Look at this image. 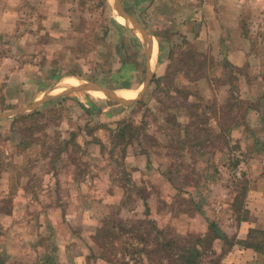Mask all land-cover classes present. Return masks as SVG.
Masks as SVG:
<instances>
[{
	"label": "rangeland",
	"instance_id": "obj_1",
	"mask_svg": "<svg viewBox=\"0 0 264 264\" xmlns=\"http://www.w3.org/2000/svg\"><path fill=\"white\" fill-rule=\"evenodd\" d=\"M38 2L0 0V114L69 75L132 100L152 79L130 106L79 91L0 119V263L106 264L94 236L107 220L139 250L159 231L176 240L164 264H184L195 245L217 264L212 252L236 242L253 192L264 194V0H231L237 22L215 53L162 20L161 3L121 0L156 41L152 73L142 38L113 21L114 0ZM24 63L39 69L11 79ZM251 237L264 252V236ZM139 250L129 263L152 264Z\"/></svg>",
	"mask_w": 264,
	"mask_h": 264
},
{
	"label": "crops",
	"instance_id": "obj_2",
	"mask_svg": "<svg viewBox=\"0 0 264 264\" xmlns=\"http://www.w3.org/2000/svg\"><path fill=\"white\" fill-rule=\"evenodd\" d=\"M157 2L161 3L162 6H164L163 8H161V12H159L161 19L169 22L174 21L176 19V25L185 29L183 33H185V35H191L185 38V40H187L188 42L191 41L193 43H211L214 49L213 53H215V50L218 51L219 48L224 45V41L227 42V34L225 28L230 26L231 21L233 22L234 18H232L231 14L232 12L236 11L232 7L233 4H231V0H151L152 4L156 5ZM41 3L42 4L38 2L36 7L39 9H45L49 6V0H41ZM4 5H7V3H5ZM123 8L125 10L124 6ZM224 9L229 11L228 14L231 17V20L229 18L226 21L223 19V16H226L223 12ZM128 14L133 17L129 12ZM166 14H168L167 17ZM116 15L118 18L116 17L113 21L117 23L118 28L126 29V26L128 25L126 20L123 17L119 16L117 12ZM135 20L150 36L151 33L146 29V27L142 25L137 19ZM235 22H237L236 19H234V24ZM124 23L126 26L124 25ZM194 30H196V33H194ZM140 38L142 37L140 36ZM141 40L143 41L144 46L146 47L145 58L148 59V46L143 39ZM149 40V49H151V52H149L151 56L150 59L152 62L156 54V41L154 40V37L151 36ZM160 42L162 43V40ZM38 69L39 67L25 65L24 63L21 68L13 70L10 76L11 79H13L21 75H25V73H28L27 71H36ZM68 78H74V81H76L74 83L75 85H77V83L79 82L78 78L73 75L66 76L62 78L61 81H58V83H56V85L50 90V93H59V91H57V87H60L62 81ZM20 81L23 80L21 79ZM74 84L66 88L69 89L72 86H75ZM113 91L120 92L123 90L121 89ZM40 92L42 93L40 94ZM40 92L36 97L33 98V102L39 100V98L41 97V95L44 94L45 91L42 90ZM86 92L90 93L95 91ZM97 93L103 95L101 92ZM253 194V199L255 202L257 201V204H255L256 208L254 210H250L251 214L253 215L252 218L240 220L237 229H235L232 234L235 236L236 242L231 248L225 251L220 247L216 248L212 252V258L214 257V259H218L217 264H264V252H260L256 248L245 244V242L247 243L250 240L249 235L251 230L264 232V194L260 191H255L253 192ZM248 205V207H250L251 204L248 203Z\"/></svg>",
	"mask_w": 264,
	"mask_h": 264
},
{
	"label": "trees",
	"instance_id": "obj_3",
	"mask_svg": "<svg viewBox=\"0 0 264 264\" xmlns=\"http://www.w3.org/2000/svg\"><path fill=\"white\" fill-rule=\"evenodd\" d=\"M162 80H160L161 82ZM264 97V96H263ZM239 107V104H238ZM37 112H35L32 115H35ZM27 117H31V116H27ZM235 125H239L238 123H235ZM125 131V128L123 127L122 130H120V134H123ZM225 130H223V128H219V130H212V138H218L219 136H222V134H225ZM238 163H236L237 165ZM245 196L244 192L242 194L237 195L235 197L234 200V207L235 204H239L242 203L243 199H240V197ZM240 208V207H238ZM149 225L152 226L153 229H156L155 225H152L149 223ZM120 229H122V226H118ZM151 228V232H153ZM217 226L215 224H210V230L212 229H216ZM116 225L115 222H113V225L109 224L106 221H104V223L102 224V226L97 229L94 239L96 241V244L99 245V248L102 250L100 256L96 259V260H102L104 261L106 264H130L129 263V258L131 259V254L134 251L139 250L138 247H136L135 245L131 243H125L122 242L120 240L119 237V233L116 231ZM219 232V230H218ZM257 234L259 233L260 235L264 236V232H260L257 230H251L250 231V235H249V241L245 244L246 245H250L254 248H256L258 251L261 252V249L259 246L255 245V243L251 242V234ZM159 236H163L162 232L159 231L156 235L153 236L154 238V242H152L151 244V235L150 237L148 236L142 240H140V242L142 243V245L144 246V248L142 250H139L140 253H144L145 255H147V259L150 263L152 264H164V256H162L163 253L167 254L168 259L174 257V255L177 252V248L176 245L178 244V242L176 240H161L159 239ZM226 237V236H224ZM227 238V237H226ZM228 240V239H227ZM228 243V241H227ZM234 244V243H233ZM233 244H231V246L229 248H231L233 246ZM153 245V246H150ZM120 247V248H119ZM168 252H171V254L169 255ZM190 252V253H188ZM187 254L183 257V261L185 260L184 264H202V256H200L198 253L199 251L196 249V245L193 246L192 248H189ZM158 257V258H157ZM182 261V262H183ZM2 264V263H0Z\"/></svg>",
	"mask_w": 264,
	"mask_h": 264
},
{
	"label": "water",
	"instance_id": "obj_4",
	"mask_svg": "<svg viewBox=\"0 0 264 264\" xmlns=\"http://www.w3.org/2000/svg\"><path fill=\"white\" fill-rule=\"evenodd\" d=\"M114 9L117 12V14L121 17H123L126 22L128 23L129 26L132 27V29L135 32H138L140 34V36L142 37V39L144 40V42L147 44L148 46V73H152V62H151V56H150V50L149 49V43H150V36L149 34L142 28V26L133 18L131 17L123 8L120 0H114ZM150 51V52H149ZM151 74H148V77L144 83V86L140 92V94L134 99H125L123 97H121L118 94V91H113V90H109L107 88H104L102 86H100L97 83H86V82H82L79 81V84L76 86H72L71 88L63 91V92H59V93H48L45 96H43L41 99L35 101L28 109L27 108H20L8 113H3L0 114V119L2 118H9V117H14L18 114H23L25 112H27V110H35L37 109L40 105L50 102L52 100H55L61 96H65L68 95L70 93L76 92V91H95V92H101L106 98L112 99L118 103H121L124 106H130L135 102H138L139 100H141V98L144 96L150 82H151Z\"/></svg>",
	"mask_w": 264,
	"mask_h": 264
},
{
	"label": "bare ground",
	"instance_id": "obj_5",
	"mask_svg": "<svg viewBox=\"0 0 264 264\" xmlns=\"http://www.w3.org/2000/svg\"><path fill=\"white\" fill-rule=\"evenodd\" d=\"M61 81V80H60ZM76 81H74V78L73 79H64L61 83V86L60 88H66V87H70L71 85H73ZM78 84V83H77ZM75 85V84H74ZM76 86V85H75ZM58 91V90H57ZM60 92V91H59ZM91 96L93 97H98V98H104L102 95H100V93H97V92H90L89 93ZM124 98V97H123Z\"/></svg>",
	"mask_w": 264,
	"mask_h": 264
}]
</instances>
